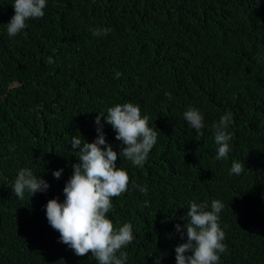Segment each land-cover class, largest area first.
<instances>
[{
	"label": "trees",
	"instance_id": "16d2710c",
	"mask_svg": "<svg viewBox=\"0 0 264 264\" xmlns=\"http://www.w3.org/2000/svg\"><path fill=\"white\" fill-rule=\"evenodd\" d=\"M13 2L0 0V264H98L58 242L46 204L64 201L79 163L72 136L93 142L96 117L128 102L159 134L143 167L117 161L130 181L108 218L133 226L127 264H176L190 204L211 210L213 199L224 204L220 264H264V0H47L44 17L10 38ZM189 108L203 135L184 119ZM229 112L231 151L218 160L213 125ZM233 161L245 164L240 175ZM22 168L48 190L19 199Z\"/></svg>",
	"mask_w": 264,
	"mask_h": 264
},
{
	"label": "clouds",
	"instance_id": "9594fccd",
	"mask_svg": "<svg viewBox=\"0 0 264 264\" xmlns=\"http://www.w3.org/2000/svg\"><path fill=\"white\" fill-rule=\"evenodd\" d=\"M12 6L15 14L6 25L10 38L23 32L29 20L44 17L47 0H14ZM110 31L108 28H97L92 30V34L107 35ZM101 117H106V123L115 130V138L122 145L119 153L106 141ZM149 119L147 115H141L138 104H118L110 107L107 115L96 117L97 138L93 142L88 143L79 132V135L72 136L71 148L79 150L76 151L79 163L72 166L73 174L63 189L64 201L61 203L57 198L47 202L46 218L60 234L58 242L67 245L76 256L91 253L98 264H127L128 254L122 249L135 239L133 226L125 223L117 229L108 218V213L113 210V198L126 193L130 181L127 171L118 167L117 161L123 157L134 166L143 167L157 143L159 133L149 126ZM184 119L197 135H203L204 117L198 109L189 108L184 113ZM232 122L229 112L213 125L218 160L227 159L231 151L229 141L232 137L228 128ZM244 170V163L232 162V174L240 175ZM62 172L63 169H60L52 174L60 179ZM48 188L45 180L34 175L30 169L22 168L15 179L13 192L19 199H23L26 192L32 198ZM140 191L146 193V186ZM208 207L207 202L190 204L185 224L187 240L175 248L176 264H220V255L227 250L223 243L226 234L220 226L224 204L213 199L211 210H207ZM176 231L183 239L184 231L179 224Z\"/></svg>",
	"mask_w": 264,
	"mask_h": 264
}]
</instances>
